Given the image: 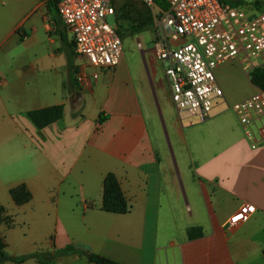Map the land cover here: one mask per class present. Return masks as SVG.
<instances>
[{"label": "crops", "instance_id": "crops-1", "mask_svg": "<svg viewBox=\"0 0 264 264\" xmlns=\"http://www.w3.org/2000/svg\"><path fill=\"white\" fill-rule=\"evenodd\" d=\"M50 1L0 0V237L13 257L49 254L0 264H95L51 259L76 244L123 264H264V141L253 148L232 109L256 92L257 60L218 67L224 95L191 125L152 48L97 68ZM55 105L63 116L44 128L29 117ZM110 172L128 213L101 209ZM20 185L31 195L23 204L11 195ZM246 204L255 212L232 222Z\"/></svg>", "mask_w": 264, "mask_h": 264}, {"label": "built area", "instance_id": "built-area-1", "mask_svg": "<svg viewBox=\"0 0 264 264\" xmlns=\"http://www.w3.org/2000/svg\"><path fill=\"white\" fill-rule=\"evenodd\" d=\"M142 1L159 8L154 55L166 63L172 101L188 114L191 125L205 121L224 95L216 78L218 67L244 54L257 60L253 67L264 69L263 10L233 8L220 0H166L169 9L164 11L155 0ZM57 9L80 56L100 69L117 67L123 43L108 22L116 14L110 0H58ZM232 109L251 146L257 147L264 141V90L257 88ZM255 209L252 204L241 206L232 222L248 220Z\"/></svg>", "mask_w": 264, "mask_h": 264}, {"label": "trees", "instance_id": "trees-1", "mask_svg": "<svg viewBox=\"0 0 264 264\" xmlns=\"http://www.w3.org/2000/svg\"><path fill=\"white\" fill-rule=\"evenodd\" d=\"M223 4L238 8L245 5V0H220ZM57 3L58 0H51L49 3V10L52 14V18L57 24L61 23V17L57 9ZM155 3L157 6H159L162 10L166 11L169 9V4L166 0H155ZM125 6H128L127 4H124ZM113 7H115V4H112ZM117 8V5H116ZM120 11L121 19H124V15L127 14L124 8L118 9V12ZM264 11V9H263ZM136 13V16L133 18L135 22H141L142 19H144V16L137 11H134ZM116 16V14H115ZM118 30V29H117ZM63 34V32H62ZM73 53V51H72ZM73 68L71 65V74H70V81H74L73 77ZM250 79L251 82L257 86L258 88H261L264 90V69L257 67L252 70L250 73ZM63 116V106L62 105H55L50 106L46 108H42L39 110H33L29 112V117L33 121V123L38 128H44L51 123H54L61 119ZM11 195L14 199V201L18 204H23L29 201L31 198V195L29 191L27 190L25 185H20L16 188H13L11 190ZM102 210H105L107 212H113L118 214H125L128 213L131 210V206L129 205L123 191L120 185V182L116 175L112 172L108 173L104 180V190H103V201H102ZM190 234H193V231H190ZM45 255H49L43 252H34L28 255L23 256H17L13 257L11 256L7 251L5 247V243L3 239L0 237V263L5 261H17L22 262L26 259L35 258L42 262V257ZM66 255H79L87 257L91 262L95 264H123L121 262H118L116 260L104 257L102 255H99L92 250L88 249L87 247H84L82 245L76 244V245H69L66 248L60 249L55 251V253L50 254L51 259L55 260L59 257H63Z\"/></svg>", "mask_w": 264, "mask_h": 264}, {"label": "rangeland", "instance_id": "rangeland-1", "mask_svg": "<svg viewBox=\"0 0 264 264\" xmlns=\"http://www.w3.org/2000/svg\"><path fill=\"white\" fill-rule=\"evenodd\" d=\"M111 5L114 3L116 16H109L108 22L118 29V33L123 43V53L126 57H138L143 51L152 48L158 37V16L159 8L148 5L142 0H110ZM127 4L128 6H125ZM117 5V8H116ZM124 8L127 12L124 19H121L118 9ZM138 13L144 16L141 22H135L133 18ZM142 43V48L138 44Z\"/></svg>", "mask_w": 264, "mask_h": 264}]
</instances>
